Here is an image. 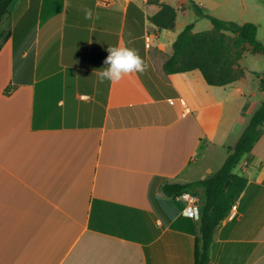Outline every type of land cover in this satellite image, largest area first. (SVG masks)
Here are the masks:
<instances>
[{
    "label": "crops",
    "instance_id": "0c3cea01",
    "mask_svg": "<svg viewBox=\"0 0 264 264\" xmlns=\"http://www.w3.org/2000/svg\"><path fill=\"white\" fill-rule=\"evenodd\" d=\"M160 1L176 9L173 31L150 23L160 8L148 0L12 3L0 26V264H195L199 221L162 187L223 166L264 100V54L246 47V74L226 87L163 66L187 25L212 29L191 2L256 25L264 44V0ZM119 43L147 70L101 84L96 71ZM234 173L248 185L210 264H264V127Z\"/></svg>",
    "mask_w": 264,
    "mask_h": 264
},
{
    "label": "trees",
    "instance_id": "16d2710c",
    "mask_svg": "<svg viewBox=\"0 0 264 264\" xmlns=\"http://www.w3.org/2000/svg\"><path fill=\"white\" fill-rule=\"evenodd\" d=\"M15 0H0V26L10 13ZM160 8L149 18L150 23L159 30L173 31L176 27L177 12L169 4L160 0H148ZM191 7L199 18L208 19L212 29L194 32L195 25L189 24L174 42L171 57L165 62L166 74H178L199 71L205 82L213 87H226L242 79L246 70L240 61L249 47L253 54H264V44L258 40V27L252 23L237 24L223 21L205 14L198 4ZM6 33L3 41L10 38ZM0 37L2 34L0 32ZM261 88H264V73ZM264 100L253 114L249 124L233 148L228 149V157L223 166L210 177L188 184H164L163 193L176 199L195 190L203 191L199 201L200 233L196 239L195 264H210V251L216 230L228 218L240 196L248 185V180L234 171L247 154H250L263 134ZM228 185L226 186V184Z\"/></svg>",
    "mask_w": 264,
    "mask_h": 264
},
{
    "label": "clouds",
    "instance_id": "9594fccd",
    "mask_svg": "<svg viewBox=\"0 0 264 264\" xmlns=\"http://www.w3.org/2000/svg\"><path fill=\"white\" fill-rule=\"evenodd\" d=\"M84 12L85 19H93L91 9L85 8ZM107 51L108 55L103 61L107 67L96 71L97 80L101 84L105 81L118 84L127 77L138 73L143 74L147 70L148 66L145 60L135 48L119 43L116 46L108 47Z\"/></svg>",
    "mask_w": 264,
    "mask_h": 264
},
{
    "label": "built area",
    "instance_id": "2783aa9c",
    "mask_svg": "<svg viewBox=\"0 0 264 264\" xmlns=\"http://www.w3.org/2000/svg\"><path fill=\"white\" fill-rule=\"evenodd\" d=\"M179 198L186 203V207L183 210V215L185 217L199 221L200 219L199 200L195 196L189 193H185L181 195ZM230 215L231 213L229 214V216Z\"/></svg>",
    "mask_w": 264,
    "mask_h": 264
},
{
    "label": "rangeland",
    "instance_id": "374dc122",
    "mask_svg": "<svg viewBox=\"0 0 264 264\" xmlns=\"http://www.w3.org/2000/svg\"><path fill=\"white\" fill-rule=\"evenodd\" d=\"M178 11H179V13L181 14V11H180V10H178ZM190 12H192V14H195L194 10H192V11H190ZM196 15H197V14H196ZM194 16H195V15H194ZM197 17H198V16H197ZM201 19H205V18H201ZM204 24H205V25H206V24L208 25L209 23H208L207 21L204 20L203 23H202V25H199V26H198V30L207 31V30L205 29V27L203 26ZM208 27H209V25H208ZM262 67H264V66H260L259 68H262ZM202 198H203V196H202ZM202 198H201V199H202Z\"/></svg>",
    "mask_w": 264,
    "mask_h": 264
},
{
    "label": "water",
    "instance_id": "95a60500",
    "mask_svg": "<svg viewBox=\"0 0 264 264\" xmlns=\"http://www.w3.org/2000/svg\"><path fill=\"white\" fill-rule=\"evenodd\" d=\"M229 182H227L226 186L228 185Z\"/></svg>",
    "mask_w": 264,
    "mask_h": 264
}]
</instances>
